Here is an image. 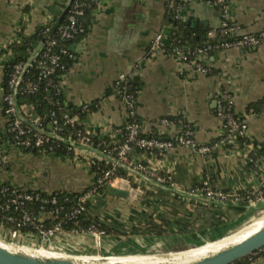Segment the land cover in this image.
Listing matches in <instances>:
<instances>
[{
  "label": "crops",
  "instance_id": "1",
  "mask_svg": "<svg viewBox=\"0 0 264 264\" xmlns=\"http://www.w3.org/2000/svg\"><path fill=\"white\" fill-rule=\"evenodd\" d=\"M72 3L73 0H0V184L24 191L82 192L94 183L89 163L93 153L84 150L67 156L19 148L9 141L4 117V80L13 57L11 44L20 32L31 36L41 26L53 23ZM226 3L228 19L244 32L255 33L264 28V0H226ZM222 18L220 6L201 0L184 6L178 0H97L87 35L70 46L75 59L60 82L63 101L67 107L96 104V109L82 121L93 136L117 141L120 136L116 130L136 121L144 135L176 141L166 154L136 155L158 173L171 175L175 184L169 187L172 190L136 178L137 187L126 189L129 194L124 198L109 189L91 199L96 203L109 202L111 210L118 214L112 215L113 218L125 225L140 212L152 210L146 189L169 190L187 201L190 214L195 212L194 203L203 205L212 201L200 191H192L202 182L207 180L213 191L233 192L254 187L264 173V159L255 169L248 165L251 151L264 143V112L249 114V143L244 146L224 136V120L216 113L226 94L232 96L241 116L248 115L247 108L264 98V41L257 46H224L225 39L215 32ZM182 25L192 31L197 46L217 40L216 46L200 58L207 72L183 60L175 48L168 47L165 53L151 49V40L160 32L171 46L172 39L183 30ZM128 85L136 91L131 105L125 102ZM185 125L191 130L195 148L177 143ZM204 146L209 150L201 151ZM127 185L124 182L120 188ZM133 191L135 197L139 195L138 204L130 203ZM69 234L78 238L83 248L93 246L91 233L79 232L60 234L54 241L56 248L60 249V243H70L71 238L65 237ZM135 237L139 236H105L104 248L109 242ZM139 238L164 246L175 244L170 238ZM17 240L47 248L38 238L20 236ZM61 248L76 253L73 247ZM253 254L245 264H264V248Z\"/></svg>",
  "mask_w": 264,
  "mask_h": 264
},
{
  "label": "trees",
  "instance_id": "2",
  "mask_svg": "<svg viewBox=\"0 0 264 264\" xmlns=\"http://www.w3.org/2000/svg\"><path fill=\"white\" fill-rule=\"evenodd\" d=\"M80 4L82 13L77 16L78 19V31L74 37L69 40H59V47H65L72 54V57L66 56L63 59L64 68L58 69L51 78V83L42 80L33 93L23 92L22 88L17 94L18 104H28L32 106L33 111L41 117V126L45 127L51 120V112L55 111L57 117L62 125V130L59 132V136L62 138L76 139V133L79 129H84L85 126L82 123L86 119L87 115L96 109V104L88 105L87 108L78 107H67L63 101V93L60 85L62 76L66 73L69 67L73 64L75 54L70 48L71 44L78 42L83 39L89 30V27L93 21L94 10L97 6V0H73V3L65 9L64 13L60 15L53 23H47L41 26L33 35L25 36L23 32L19 33L18 39L11 44L10 49L12 50V60L9 63L5 80H4V93L9 91L8 80L13 66L16 63H25L32 55V52L40 47L42 44L49 40L51 37L56 36L61 26L68 22L69 16L73 12L74 4ZM49 28V31L46 29ZM183 30L178 36L172 39L171 46L169 48H175L181 45L183 49L190 46L195 48L193 43L194 37L191 30H188L185 25H182ZM179 40L181 42H179ZM211 44L213 48L217 44V40H208L204 45ZM198 47V46H197ZM212 48V49H213ZM39 70L35 66L28 67L24 79L21 83V87H26L28 83L38 81ZM127 92H131L135 95L136 91L134 87L128 85ZM125 91V92H126ZM60 103L58 105L57 103ZM248 113L252 115H259L264 112V98L258 102L253 103L247 108ZM68 114L71 117H76L78 122L72 126L66 122L65 115ZM36 131V129L34 130ZM144 135V134H143ZM15 135L9 131V138L14 141ZM146 136V135H145ZM225 137H228V128H225ZM152 137V136H149ZM156 137V136H155ZM123 138L120 137L117 141H112L108 137L98 138L92 136L91 144L98 148L100 151L112 149L114 146L121 145ZM238 141L241 146L249 143L247 137H240ZM68 144L59 138H51L49 141H45L41 147L23 148L27 151H42L44 153H61L67 156H73V151L68 149ZM146 153L152 155L150 151L140 148L137 145L133 146V151L125 162L131 159V156ZM156 155H161L160 152H155ZM116 157V156H115ZM261 159H264V143L262 146H255L254 150L251 151L248 159V165L250 168L255 169L259 166ZM114 164L109 159L96 160L94 164H90V169L94 174V185L87 188L82 192H70L65 190H58L53 192H40L43 198L47 200L46 203L38 200L28 202L25 207L30 209L36 216H40L41 207L46 205L48 210H58L57 219L45 220L42 225L46 228L52 226L55 221H61L63 229L66 232L72 230L85 231L90 228H95L104 233L105 236L119 237V236H139L145 238H170L172 242L180 240L196 241L202 234L209 232L211 234L218 233L220 228L225 223H230L233 219L240 215H244L248 211V206H236V207H225V203L218 201L205 202L203 205L194 203L195 212L188 214L187 201L171 194L169 190L158 189L156 191L146 189L147 199L152 201V210L142 211L136 215L135 219L131 220L127 225L116 220L111 216L102 214L100 210L101 202H94L88 199L84 203V209L79 213L73 215L72 210L79 205V198L89 192L91 189L96 188V193L109 190V183L103 186L97 184V180L100 179L104 173L112 169ZM163 175V173H161ZM116 177H124L128 179L133 187H137L138 182L136 177L131 175L124 167L117 168L111 175V179ZM207 181V180H206ZM208 182V181H207ZM163 186L170 187L169 183L162 184ZM1 186L8 187L9 190L24 191L10 184L4 183ZM208 185H205V181L202 184L195 186L192 191L202 193L204 196L207 195ZM226 194H230L232 191L221 190ZM33 192V191H29ZM241 193L245 194L243 190ZM56 198L57 202L52 203V199ZM19 212H15L13 215L19 217ZM10 213H5L0 216V227H4L10 232L18 231L22 234H28L30 236H36L38 231L34 224H27L18 226L17 222L8 220ZM212 231V232H211ZM254 254H251L242 260L236 261L234 264H245Z\"/></svg>",
  "mask_w": 264,
  "mask_h": 264
},
{
  "label": "built area",
  "instance_id": "3",
  "mask_svg": "<svg viewBox=\"0 0 264 264\" xmlns=\"http://www.w3.org/2000/svg\"><path fill=\"white\" fill-rule=\"evenodd\" d=\"M182 6L190 4L195 0H178ZM207 4L220 6L223 10V18L221 25L215 30L225 42L224 46H257L264 41V28L258 32H244L242 27L232 23L228 19L229 9L226 0H201ZM82 13L81 5L76 3L73 7V12L68 18V22L61 26L59 32L56 36L51 37L46 40L44 44L35 49L32 52L31 57L25 63H16L9 76L8 86L9 91L4 93V113L9 118L8 129L15 136L13 141L16 145L23 148L31 147H41L45 141H49L51 138H62L59 136V132L62 130V125L55 111L51 112V120L45 127L41 126V117L33 111V107L28 104H18L17 94L19 91L23 90L26 93H33L37 90L40 82L42 80L51 83L52 76L56 73L58 69L64 68L63 59L66 56L72 57V54L65 47H58L59 40H69L72 39L75 33L78 31V19L77 16ZM49 31V28L46 29ZM179 42H181L179 40ZM213 45L207 44L204 46H198L191 48L190 46L183 47L181 45L175 47V51L181 55V58L185 61L193 62L196 67L203 72H207L208 68L202 65L200 58L212 50ZM151 49L167 52L169 50L168 44L165 42V35L160 32L154 36L151 40ZM35 66L39 70L38 81L31 80L26 87H21V83L24 79V74L28 67ZM60 85H58L59 87ZM134 96L132 93L126 92L125 102L132 104ZM60 105V103H57ZM89 104H84L83 109L87 108ZM217 115L223 118L224 127L228 128L229 139H238L240 137H247L248 130V115H238L236 111L235 101L230 94L224 96V100L218 103ZM66 122L74 126L78 119L76 117H71L68 114L65 115ZM165 123H170L168 119H164ZM36 129V131H34ZM118 135L124 140L121 145L114 146L112 149L100 151L98 148L91 144L92 134L86 128L79 129L76 133V139L72 138H62L65 143H67L68 149L79 154L84 150L90 151L94 156L89 159L90 164H94L96 160H104L112 158L114 167L107 170L104 175L97 180L99 186L105 184L112 185L116 182L119 184L127 183L133 187L130 181L124 177H116L111 179V175L114 171L121 167L122 164L127 167V171L140 178L145 182L149 180H154L158 184L169 183L170 187H175L173 177L169 174L158 173L156 168L148 165L141 157L132 155L131 159L128 161L127 158L133 151V146L137 145L140 148H144L152 155H156L155 152H160V154H166L176 145L174 139L163 138V137H149L142 133L141 127L138 122L131 121L126 125L118 128L116 130ZM61 139V140H62ZM177 143L181 145L191 146L193 148L197 147L195 140L192 138L191 130L188 126H184V131L177 137ZM201 151H208L209 147H201ZM116 156V157H115ZM205 185L208 182L205 181ZM207 198L211 200H220L225 198V195L221 190L213 191L207 188ZM96 188L91 189L85 195L79 198V205L72 210V214L75 215L84 209V203L88 199H93L96 195ZM40 201L46 203L47 200L41 196L38 191H16L9 190L8 187H0V216L5 213H10L8 220L12 222H17L18 226H23L27 224H34L37 228V237L42 244H45L50 238L64 234V233H79L78 230H72L71 232H66L63 229L61 221H55V223L46 228L41 222L49 219L56 220L58 215V210H48L47 206L41 207L40 216H36L34 212L26 208L25 205L28 202ZM56 203L57 200L54 197L51 201ZM19 212V217H15L13 214ZM82 233L88 232L96 236L98 242L101 240L104 233L98 229L90 228L89 230L81 231ZM14 236H27L34 237L28 234H22L18 231L10 232ZM43 246V245H42Z\"/></svg>",
  "mask_w": 264,
  "mask_h": 264
},
{
  "label": "rangeland",
  "instance_id": "4",
  "mask_svg": "<svg viewBox=\"0 0 264 264\" xmlns=\"http://www.w3.org/2000/svg\"><path fill=\"white\" fill-rule=\"evenodd\" d=\"M7 120V124L9 122L8 116H4ZM238 140V139H236ZM10 143H14L11 139H9ZM15 144V143H14ZM16 145V144H15ZM18 146V145H16ZM21 148L20 146H18ZM127 184V183H126ZM94 185V183H93ZM92 185V186H93ZM121 184L118 182L112 184L113 187L120 188ZM91 187V186H90ZM125 189L131 190V186L127 185ZM240 190H243L245 194L241 193ZM237 191H233L230 194H226L223 192L225 195V198L216 200L218 202H223L225 203V207H236V206H248V211L244 215H240L235 219H233L230 223H225L222 228H220L218 233L211 234L209 232H205L198 238L195 242L194 241H187V240H180L175 242V244L171 246H164V245H159V243H154V241L150 240H145L142 238H132V239H119V241L115 240L114 243L109 242L105 246V235L102 236L101 240L98 242L97 238L95 235L91 234V237L93 238V246L90 248H83L82 245L79 243L78 238H71L72 235L69 234L68 236L65 235L66 239L67 237L71 238L69 244H64L62 245L61 243L58 245L60 246L56 248V241L59 237V235L54 236L50 238L43 247H47L45 249L47 250H54L57 252H66L62 250L63 248L61 247H73V249L76 251L74 254H85V255H97V254H102V255H120V254H133V253H147V254H156V253H166V252H174V251H181L182 249L190 248L199 244H203L204 242H213V241H218L222 240L221 238L228 236V235H233L236 236L239 231L245 232L248 230L250 227H252L254 224L259 223L260 217L264 216V173L262 177H260L259 182L254 185L252 188H247V189H240ZM101 193V192H100ZM97 193L96 195H98ZM136 193L133 191L130 196L134 197L133 202H130L132 204H138L139 202V195L135 197ZM124 198V197H122ZM100 210L102 214L106 216H118V214L114 211L111 210L112 207L109 205V202L102 203L99 205ZM111 214V215H110ZM112 216V217H113ZM259 220V221H258ZM212 232V231H211ZM68 234V233H66ZM62 236V235H60ZM25 237V236H24ZM31 238H37V237H31ZM0 239L8 241V242H17L18 238L15 236L11 237V233L9 230L5 229L4 227H0ZM27 242L26 240H22ZM33 241V240H30ZM31 243V242H30ZM37 242H35L36 244ZM157 244V245H156ZM81 246V247H80ZM50 248V249H49ZM104 248V249H103ZM194 248V247H193ZM67 249V248H66ZM173 249L172 251H170ZM80 252V253H77ZM68 253V252H66Z\"/></svg>",
  "mask_w": 264,
  "mask_h": 264
},
{
  "label": "water",
  "instance_id": "5",
  "mask_svg": "<svg viewBox=\"0 0 264 264\" xmlns=\"http://www.w3.org/2000/svg\"><path fill=\"white\" fill-rule=\"evenodd\" d=\"M62 140L65 141L64 139ZM108 159L112 162L114 161L112 158H108ZM119 165L127 169L126 166L120 163ZM149 182H152L159 186L162 185V184H158L154 180H149ZM109 189L116 196L119 197H126L129 194L128 190L123 188H116L113 187L112 185H109ZM167 189L172 190V188H167ZM0 240L8 244H11L18 249H26L30 251H38L42 249V247H35V246L25 245L16 242H8L2 239ZM263 248H264V226L260 228L258 231H256L254 234L250 235L249 237L245 238L244 240L238 243L232 244L222 250H219L218 252L212 255H208L198 260L183 264H234L236 261L242 260L243 258L259 250H262ZM57 253L63 254V257L40 256L20 250H10L0 245V264H83V263H78L69 257H73L74 255H85V254H74V253H66V252H57ZM88 256H94V255H88Z\"/></svg>",
  "mask_w": 264,
  "mask_h": 264
},
{
  "label": "bare ground",
  "instance_id": "6",
  "mask_svg": "<svg viewBox=\"0 0 264 264\" xmlns=\"http://www.w3.org/2000/svg\"><path fill=\"white\" fill-rule=\"evenodd\" d=\"M259 221V220H258ZM264 226V216L260 217L259 223L254 224L245 232L239 231L236 236L228 235L222 240H216L213 242H207L198 247L166 252V253H133V254H120V255H74L72 258L74 261L83 264H183L198 260L208 255H212L219 250H222L232 244L238 243L250 235L254 234L260 228ZM14 236L11 234V237ZM19 238L20 236H15ZM0 245L10 249V250H20L30 254L40 255V256H53V257H63V254L47 251L45 249H40L38 251H30L26 249H18L15 246L3 242L0 240Z\"/></svg>",
  "mask_w": 264,
  "mask_h": 264
}]
</instances>
